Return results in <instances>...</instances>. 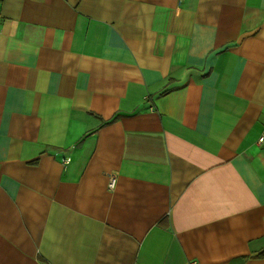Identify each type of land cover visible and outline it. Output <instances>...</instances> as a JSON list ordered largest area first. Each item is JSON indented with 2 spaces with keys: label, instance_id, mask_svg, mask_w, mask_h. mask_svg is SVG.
Instances as JSON below:
<instances>
[{
  "label": "crops",
  "instance_id": "0c3cea01",
  "mask_svg": "<svg viewBox=\"0 0 264 264\" xmlns=\"http://www.w3.org/2000/svg\"><path fill=\"white\" fill-rule=\"evenodd\" d=\"M262 131L264 0H0V264H264Z\"/></svg>",
  "mask_w": 264,
  "mask_h": 264
},
{
  "label": "built area",
  "instance_id": "2783aa9c",
  "mask_svg": "<svg viewBox=\"0 0 264 264\" xmlns=\"http://www.w3.org/2000/svg\"><path fill=\"white\" fill-rule=\"evenodd\" d=\"M257 141L259 143L264 142V131H262V133L258 137V140ZM113 185H114V176L113 175H110L109 176V181H108V187L112 189L113 188Z\"/></svg>",
  "mask_w": 264,
  "mask_h": 264
},
{
  "label": "trees",
  "instance_id": "16d2710c",
  "mask_svg": "<svg viewBox=\"0 0 264 264\" xmlns=\"http://www.w3.org/2000/svg\"><path fill=\"white\" fill-rule=\"evenodd\" d=\"M116 118V116H114L113 118L110 119V121L114 120ZM259 255H264V252L260 253Z\"/></svg>",
  "mask_w": 264,
  "mask_h": 264
}]
</instances>
